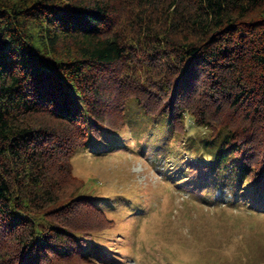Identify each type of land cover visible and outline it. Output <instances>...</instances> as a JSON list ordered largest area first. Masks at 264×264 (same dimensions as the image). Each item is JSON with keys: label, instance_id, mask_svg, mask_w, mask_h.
<instances>
[{"label": "trees", "instance_id": "obj_1", "mask_svg": "<svg viewBox=\"0 0 264 264\" xmlns=\"http://www.w3.org/2000/svg\"><path fill=\"white\" fill-rule=\"evenodd\" d=\"M132 123L176 185L263 209L264 0H0V264L118 261L73 158Z\"/></svg>", "mask_w": 264, "mask_h": 264}, {"label": "rangeland", "instance_id": "obj_2", "mask_svg": "<svg viewBox=\"0 0 264 264\" xmlns=\"http://www.w3.org/2000/svg\"><path fill=\"white\" fill-rule=\"evenodd\" d=\"M187 126L197 140L205 131L190 119ZM140 127L122 131L127 138L106 155L78 150L73 158L75 174L113 204L104 233V250L118 252L112 264H264V208L230 203L229 188L207 196L198 171L176 185L174 154L134 138Z\"/></svg>", "mask_w": 264, "mask_h": 264}]
</instances>
